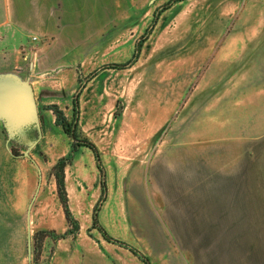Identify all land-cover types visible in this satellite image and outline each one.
<instances>
[{"label": "rangeland", "instance_id": "374dc122", "mask_svg": "<svg viewBox=\"0 0 264 264\" xmlns=\"http://www.w3.org/2000/svg\"><path fill=\"white\" fill-rule=\"evenodd\" d=\"M57 18L56 52L14 56L40 132L0 120V264H144L117 242L153 264H264L261 153L238 150L219 102L260 89L264 0L62 2ZM53 107L98 149L105 195Z\"/></svg>", "mask_w": 264, "mask_h": 264}, {"label": "crops", "instance_id": "0c3cea01", "mask_svg": "<svg viewBox=\"0 0 264 264\" xmlns=\"http://www.w3.org/2000/svg\"><path fill=\"white\" fill-rule=\"evenodd\" d=\"M62 2L109 0H0V78L14 77L34 86L33 82L29 81V76L21 77L17 73L14 56L56 52L57 46L46 47V40H52L57 35V16ZM30 68L33 72L35 64L30 63ZM33 89L35 92V86ZM240 90L242 94L235 91L220 96L219 102L224 103L222 108L228 109L230 127L239 145L238 150L245 151L246 158L251 160L257 155L255 152L260 150L263 161L260 171L264 177V74L260 89L255 90L256 92L253 88L250 91L246 89V93L244 89ZM242 143L245 144L244 148Z\"/></svg>", "mask_w": 264, "mask_h": 264}, {"label": "water", "instance_id": "95a60500", "mask_svg": "<svg viewBox=\"0 0 264 264\" xmlns=\"http://www.w3.org/2000/svg\"><path fill=\"white\" fill-rule=\"evenodd\" d=\"M0 120L14 134L34 125L40 132L38 106L32 85L14 77L0 78Z\"/></svg>", "mask_w": 264, "mask_h": 264}, {"label": "trees", "instance_id": "16d2710c", "mask_svg": "<svg viewBox=\"0 0 264 264\" xmlns=\"http://www.w3.org/2000/svg\"><path fill=\"white\" fill-rule=\"evenodd\" d=\"M130 65H132V63H130L127 66H130ZM52 111H54V113H55V115L57 117V120H56L57 122L56 123L58 125H61L63 127L65 133L67 135H69V137L72 139V141H73V151H76L78 149V147H87L91 151H93V153L95 154L96 159L98 161L99 169H100V171L102 173V177H103L102 194L105 195L106 194V183H105V179H104L105 178V174H104V171H103L102 166L100 165V155H99L98 149L96 148V146L93 143H91V142H89L87 140H80L78 138V136L76 134V131L70 129V126L67 124L66 119H65L63 113L60 110H58L56 107H53ZM13 153H15V152L13 151ZM62 168H63V166L60 165L59 166V169L62 170ZM58 186H59V191H61V195L64 196V198H63V205L65 207L66 218L70 222L71 221V214H70V211H69L68 206H67V198L65 197V188H64L63 174H61V176L58 179ZM94 223L98 227V220H97V216L96 215H95V218H94ZM100 230L104 234V236L106 237V239H108L109 241H114L111 238H109V236L106 234V232H105V230L103 228L100 227ZM117 243L120 244V245H123L125 248L129 249L144 264H153L152 261H151V259L149 257H146V256L140 254L138 252V250H136L135 248L129 247L128 245L123 244L121 242H117Z\"/></svg>", "mask_w": 264, "mask_h": 264}]
</instances>
